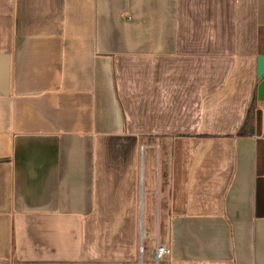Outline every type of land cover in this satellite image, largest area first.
<instances>
[{"label":"crops","instance_id":"crops-1","mask_svg":"<svg viewBox=\"0 0 264 264\" xmlns=\"http://www.w3.org/2000/svg\"><path fill=\"white\" fill-rule=\"evenodd\" d=\"M262 27L264 0H0V264L156 236L161 264H264Z\"/></svg>","mask_w":264,"mask_h":264},{"label":"built area","instance_id":"built-area-1","mask_svg":"<svg viewBox=\"0 0 264 264\" xmlns=\"http://www.w3.org/2000/svg\"><path fill=\"white\" fill-rule=\"evenodd\" d=\"M156 239H157V243L155 245V249L151 255V259L149 262L146 261L145 258L144 242L141 243L139 264H161V262L165 260V257L170 255L171 249L162 242H160L158 236H156ZM122 264H128V263H122Z\"/></svg>","mask_w":264,"mask_h":264},{"label":"water","instance_id":"water-1","mask_svg":"<svg viewBox=\"0 0 264 264\" xmlns=\"http://www.w3.org/2000/svg\"><path fill=\"white\" fill-rule=\"evenodd\" d=\"M258 75L261 80L258 84L257 98L260 101H264V54L258 56Z\"/></svg>","mask_w":264,"mask_h":264},{"label":"trees","instance_id":"trees-1","mask_svg":"<svg viewBox=\"0 0 264 264\" xmlns=\"http://www.w3.org/2000/svg\"><path fill=\"white\" fill-rule=\"evenodd\" d=\"M259 37H260V51H261L262 54H264V27L260 28ZM255 101H256V97L254 96V101L251 104V108H250V110L248 112V116H250L249 113L253 109V107H254L253 104H254ZM237 134L238 135H241V136L246 134V131L244 129V126L239 129V131L237 132Z\"/></svg>","mask_w":264,"mask_h":264},{"label":"rangeland","instance_id":"rangeland-1","mask_svg":"<svg viewBox=\"0 0 264 264\" xmlns=\"http://www.w3.org/2000/svg\"><path fill=\"white\" fill-rule=\"evenodd\" d=\"M152 241L151 238H147L145 239V248H146V260L149 261L148 257H149V253H150V242Z\"/></svg>","mask_w":264,"mask_h":264}]
</instances>
